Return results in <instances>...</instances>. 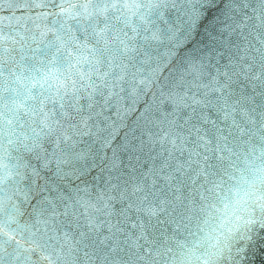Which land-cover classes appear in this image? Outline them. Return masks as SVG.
I'll return each instance as SVG.
<instances>
[{"label":"snow or ice","instance_id":"6c2138e0","mask_svg":"<svg viewBox=\"0 0 264 264\" xmlns=\"http://www.w3.org/2000/svg\"><path fill=\"white\" fill-rule=\"evenodd\" d=\"M4 12L0 264H242L264 230V0Z\"/></svg>","mask_w":264,"mask_h":264},{"label":"water","instance_id":"95a60500","mask_svg":"<svg viewBox=\"0 0 264 264\" xmlns=\"http://www.w3.org/2000/svg\"><path fill=\"white\" fill-rule=\"evenodd\" d=\"M7 15V12L0 13ZM260 233L261 239H258L254 245L248 247L247 254L243 257L242 264H264V230L257 229ZM244 242L240 241L237 247L243 246ZM224 264H229L228 261H224Z\"/></svg>","mask_w":264,"mask_h":264}]
</instances>
